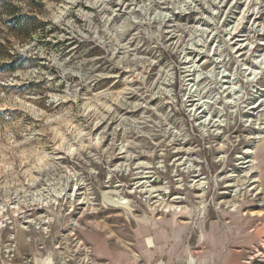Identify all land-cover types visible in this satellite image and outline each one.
Wrapping results in <instances>:
<instances>
[{
	"label": "rangeland",
	"instance_id": "obj_1",
	"mask_svg": "<svg viewBox=\"0 0 264 264\" xmlns=\"http://www.w3.org/2000/svg\"><path fill=\"white\" fill-rule=\"evenodd\" d=\"M185 1L0 0V264H264V0Z\"/></svg>",
	"mask_w": 264,
	"mask_h": 264
},
{
	"label": "bare ground",
	"instance_id": "obj_2",
	"mask_svg": "<svg viewBox=\"0 0 264 264\" xmlns=\"http://www.w3.org/2000/svg\"><path fill=\"white\" fill-rule=\"evenodd\" d=\"M199 1H207V0H186L182 5H180V7H178L177 9L180 11V13H182V12H186V11H188V10H191V9H193V8H195L197 5H198V2ZM170 16L168 15V14H166L165 16H163V18L166 20L167 18H169ZM261 33V32H260ZM244 47V45H240V47L239 48H237V49H239V50H241L242 48ZM199 63V61L197 62V61H195V62H193L192 63V66H190V67H188L189 68V70L187 69V71L188 72H190V74L189 75H187L188 77H190V76H193V78H187L186 79V82H187V84H186V90L188 91V93L190 94L191 92H195L196 90H197V88L195 87V85H196V83H192V81H196L197 79H199L200 77H203L202 75H200V74H197V69L199 68V65L200 64H198ZM256 65H259L261 68H260V70H263L264 69V54L261 56V58H260V60H258L257 62H256ZM211 73V72H210ZM258 73V72H257ZM257 73H254L255 75L257 74ZM208 75V74H207ZM255 75H254V77H253V79H255ZM257 76V75H256ZM224 83H226V81H224ZM221 89H222V91H224V93H233L235 90H237V88L236 87H234V86H227V85H223L222 84V86H221ZM198 101V100H197ZM206 102L207 101H202V100H199V103H197L196 105H194V107L193 108H191L190 109V113H191V115L192 116H197V117H199V119L201 118H205L203 121H202V126H203V128L204 127H206V129H208V128H215V129H217V128H219V127H221L222 126V121H220V120H215V119H213L212 118V116L211 115H209V116H207V117H205V116H202V114H204L205 112H206V110H208L207 108H206V106H207V104H206ZM263 102V101H262ZM261 103V102H260ZM260 103H255V104H253L252 105V107H250L249 108V110H255V109H257L258 108V106L260 105ZM204 107V109H201V107ZM261 106V105H260ZM202 107V108H203ZM255 125H257V130H258V132L259 133H263V136L261 135V138H264V132H263V130H264V125H263V123H260V122H258L257 121V123L255 124ZM204 130V129H203ZM210 130V129H209ZM204 131H206V130H204ZM214 131V130H213ZM216 131V130H215ZM246 153H247V155L248 154H253L254 153V150H249L248 149V151H246ZM241 158V163L240 164H247L248 162H250L249 160H248V157H240ZM189 166H192V165H189ZM190 168V167H189ZM188 168V169H189ZM243 168V167H242ZM187 169V168H186ZM190 170V169H189ZM146 187H148V185L146 186ZM154 190V192H161L162 190L161 189H153ZM164 191V190H163ZM69 197L70 198H72V197H74V195H69ZM70 200V199H69ZM160 204H164V202L162 203H160ZM178 209V208H177Z\"/></svg>",
	"mask_w": 264,
	"mask_h": 264
},
{
	"label": "trees",
	"instance_id": "obj_3",
	"mask_svg": "<svg viewBox=\"0 0 264 264\" xmlns=\"http://www.w3.org/2000/svg\"><path fill=\"white\" fill-rule=\"evenodd\" d=\"M21 18L15 16V15H11V18L8 20V24L13 27L14 29H19V25Z\"/></svg>",
	"mask_w": 264,
	"mask_h": 264
}]
</instances>
